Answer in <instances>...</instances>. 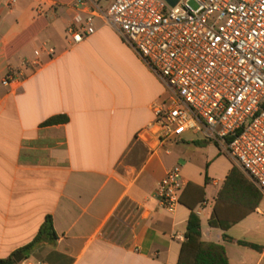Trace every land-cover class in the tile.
Masks as SVG:
<instances>
[{
    "label": "crops",
    "instance_id": "1",
    "mask_svg": "<svg viewBox=\"0 0 264 264\" xmlns=\"http://www.w3.org/2000/svg\"><path fill=\"white\" fill-rule=\"evenodd\" d=\"M9 1L0 0V259L176 264L190 210L178 203L168 214L155 190L179 165L184 187L204 192L193 210L201 240L223 246L228 264H264V241L248 238H264V195L196 134L151 151V106L166 89L117 31L96 17L95 33L70 48L66 29L84 16L77 0ZM84 1L100 12L110 4ZM212 216L229 229L210 227ZM46 217L54 239L17 253Z\"/></svg>",
    "mask_w": 264,
    "mask_h": 264
},
{
    "label": "built area",
    "instance_id": "2",
    "mask_svg": "<svg viewBox=\"0 0 264 264\" xmlns=\"http://www.w3.org/2000/svg\"><path fill=\"white\" fill-rule=\"evenodd\" d=\"M73 8L84 16H73L66 29L70 48L92 36L94 18H101L164 84L167 98L151 106V151L196 134L264 195V0H178L173 7L114 0L104 12L77 0ZM183 188L177 167L158 182L155 196L168 214Z\"/></svg>",
    "mask_w": 264,
    "mask_h": 264
},
{
    "label": "trees",
    "instance_id": "3",
    "mask_svg": "<svg viewBox=\"0 0 264 264\" xmlns=\"http://www.w3.org/2000/svg\"><path fill=\"white\" fill-rule=\"evenodd\" d=\"M55 120H48L45 122L46 125L54 123ZM239 169L233 166L230 170V177L233 174H237ZM228 177V178H230ZM203 189L187 183L179 195V203L184 205L190 210V214L186 223V230L184 233V242H182L178 254V259L176 264H228V260L225 254L223 246L204 242L201 240L200 234V222L198 217L194 214L193 210L202 200H203ZM260 195L257 193L256 204H258ZM208 225L212 228H219L221 230H227L230 226H219L216 223L215 216H212L208 221ZM48 237L54 239V234L52 230V223L50 217H46L44 224L41 226L36 237L23 249L19 250L17 253H21L26 250H30L34 245L38 244L42 239ZM225 239H228L224 236ZM238 244L240 246L248 247L256 251H260V247L254 244L241 242ZM0 264H15L12 257L6 259H0Z\"/></svg>",
    "mask_w": 264,
    "mask_h": 264
},
{
    "label": "rangeland",
    "instance_id": "4",
    "mask_svg": "<svg viewBox=\"0 0 264 264\" xmlns=\"http://www.w3.org/2000/svg\"><path fill=\"white\" fill-rule=\"evenodd\" d=\"M113 1L114 0H101L100 3H101L102 6H104L107 3L111 4ZM180 1H184V0H180ZM190 5L193 7L192 3H190ZM167 96H168V93L165 91L164 96L160 99L159 103L161 101L165 100L167 98ZM218 157H220L219 162H221L222 164H227L229 162V160L226 157H224L223 155H220ZM176 167L180 169L179 165H177ZM248 238L251 239V240L255 239V241H260V242L264 241V238H262L261 236H254V237L253 236H249Z\"/></svg>",
    "mask_w": 264,
    "mask_h": 264
},
{
    "label": "water",
    "instance_id": "5",
    "mask_svg": "<svg viewBox=\"0 0 264 264\" xmlns=\"http://www.w3.org/2000/svg\"><path fill=\"white\" fill-rule=\"evenodd\" d=\"M168 5H170L171 7H173L178 0H164ZM22 259V257L20 255H16L13 257V260L16 262V263H19L20 260Z\"/></svg>",
    "mask_w": 264,
    "mask_h": 264
}]
</instances>
